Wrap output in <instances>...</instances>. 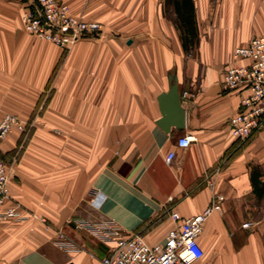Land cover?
Wrapping results in <instances>:
<instances>
[{"label": "crops", "instance_id": "0c3cea01", "mask_svg": "<svg viewBox=\"0 0 264 264\" xmlns=\"http://www.w3.org/2000/svg\"><path fill=\"white\" fill-rule=\"evenodd\" d=\"M61 1L100 24L67 51L23 30L24 0H0V120L32 130L0 143L1 211L24 217L0 219V264H102L107 245L73 222L108 221L155 246L171 212L189 218L218 197L192 264H264V191L251 183L264 182V129L234 138L227 123L247 92L222 87L234 49L264 35V0H192L190 55L166 0ZM185 134L195 141L182 149Z\"/></svg>", "mask_w": 264, "mask_h": 264}, {"label": "built area", "instance_id": "2783aa9c", "mask_svg": "<svg viewBox=\"0 0 264 264\" xmlns=\"http://www.w3.org/2000/svg\"><path fill=\"white\" fill-rule=\"evenodd\" d=\"M26 8L22 13L23 30L30 36L51 43L67 51L78 40L99 32L100 24L84 20L71 13L61 0H24ZM225 91H246L238 111L229 119L230 134L239 140L248 139L253 133L264 129V35L252 39L247 45L234 49L230 64L222 74ZM192 97L183 93L182 98ZM25 123L17 116L6 114L0 120V143L12 131L25 133ZM195 141L193 135L185 134L177 140V146L185 149ZM174 158L171 152L166 156L169 164ZM10 200L6 164L0 159V219H24L17 207L1 209ZM221 197L198 215L182 218L171 212L174 227L168 231L164 242L149 246L140 234H126L111 222L86 224L73 222L74 228L87 231L107 245L108 253L102 264H192L198 261L203 251L198 237L210 214L220 210ZM244 224L243 227H246ZM57 245L72 248V244L58 234Z\"/></svg>", "mask_w": 264, "mask_h": 264}, {"label": "trees", "instance_id": "16d2710c", "mask_svg": "<svg viewBox=\"0 0 264 264\" xmlns=\"http://www.w3.org/2000/svg\"><path fill=\"white\" fill-rule=\"evenodd\" d=\"M172 8L175 14L174 25L179 31L183 50L186 55H190L198 41L192 0H172ZM251 183L254 191L261 196L264 191V182H260L258 177L252 174Z\"/></svg>", "mask_w": 264, "mask_h": 264}, {"label": "rangeland", "instance_id": "374dc122", "mask_svg": "<svg viewBox=\"0 0 264 264\" xmlns=\"http://www.w3.org/2000/svg\"><path fill=\"white\" fill-rule=\"evenodd\" d=\"M166 13H167V17L169 18V19H171V20H175V14H174V11H173V8H172V0H166ZM31 129L30 128H27L26 130H25V133L24 134H26V136H28V135H30L31 134ZM13 132V131H12ZM9 135V134H8ZM7 135V136H8ZM6 136V137H7ZM5 137V138H6ZM5 163V162H4ZM6 167H7V165H6ZM7 173H8V169H7ZM44 226L45 227H48V225L47 224H44Z\"/></svg>", "mask_w": 264, "mask_h": 264}]
</instances>
